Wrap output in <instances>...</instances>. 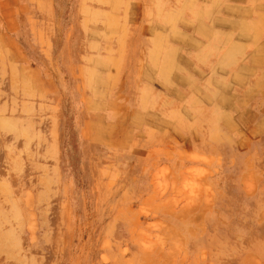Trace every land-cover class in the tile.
<instances>
[{
  "label": "rangeland",
  "instance_id": "obj_1",
  "mask_svg": "<svg viewBox=\"0 0 264 264\" xmlns=\"http://www.w3.org/2000/svg\"><path fill=\"white\" fill-rule=\"evenodd\" d=\"M133 1L0 0V264H264L251 102L211 134L169 113Z\"/></svg>",
  "mask_w": 264,
  "mask_h": 264
},
{
  "label": "crops",
  "instance_id": "obj_2",
  "mask_svg": "<svg viewBox=\"0 0 264 264\" xmlns=\"http://www.w3.org/2000/svg\"><path fill=\"white\" fill-rule=\"evenodd\" d=\"M171 1H133L143 19L137 24V78L146 76L138 66H156L163 82L175 83L169 90L176 96L173 101L181 103L170 105L168 112L195 113V127L209 129V134L221 128L223 114L236 105V95L251 102L247 110L253 128L264 129V0H247V8L227 5L230 16L223 12L224 0L221 11L215 4L219 0H175L174 7ZM225 72L245 80V92L225 90Z\"/></svg>",
  "mask_w": 264,
  "mask_h": 264
}]
</instances>
